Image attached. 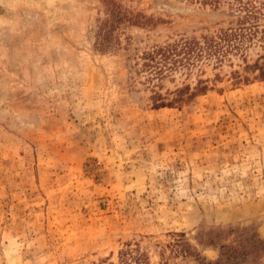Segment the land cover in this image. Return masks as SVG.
<instances>
[{
  "label": "rangeland",
  "instance_id": "1",
  "mask_svg": "<svg viewBox=\"0 0 264 264\" xmlns=\"http://www.w3.org/2000/svg\"><path fill=\"white\" fill-rule=\"evenodd\" d=\"M230 21L188 0H0V264L213 263L211 231L264 240L262 44L143 66Z\"/></svg>",
  "mask_w": 264,
  "mask_h": 264
},
{
  "label": "trees",
  "instance_id": "2",
  "mask_svg": "<svg viewBox=\"0 0 264 264\" xmlns=\"http://www.w3.org/2000/svg\"><path fill=\"white\" fill-rule=\"evenodd\" d=\"M188 1L215 9L227 5L231 16L229 26L220 29L216 35L203 36L201 39L181 38L144 53L142 56L145 61L143 66L151 73L152 77L161 80L167 71H173L180 67L191 69L206 59L222 63L229 54L241 53L244 55L252 45L257 43H261L264 47V0ZM118 14L119 16L114 15V19L108 20L101 29L104 38L107 39L110 30H113L122 21L120 13ZM261 58L263 59L262 64L258 60L254 65L248 67L258 70V77L264 78V55ZM201 83L200 81L195 88L196 93L205 91L206 86H201ZM188 91H190L189 86L178 89L175 98L170 102H166L162 95L156 93L154 96L157 101L156 107H172L184 103L196 94L195 92L189 94ZM188 94L189 96L185 97ZM228 237H233V241L225 243L228 241ZM200 244L218 248L220 256L213 263L199 259L198 264H261L260 260L264 254V240L258 238L255 233H249L246 229L211 231L208 233L207 240H200ZM186 249L190 254H193L190 248ZM138 261L141 262L140 259Z\"/></svg>",
  "mask_w": 264,
  "mask_h": 264
}]
</instances>
